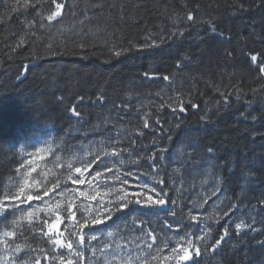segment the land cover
I'll return each instance as SVG.
<instances>
[{
  "label": "trees",
  "instance_id": "1",
  "mask_svg": "<svg viewBox=\"0 0 264 264\" xmlns=\"http://www.w3.org/2000/svg\"><path fill=\"white\" fill-rule=\"evenodd\" d=\"M24 2L0 0V197L6 191L15 192L21 174L29 172L30 183L36 182L42 199H57L61 189L70 187L65 178L74 176L77 167L84 170L85 161L94 159L86 153L98 149L101 140L111 149L109 141L118 138L115 147L128 148L131 160L144 157L132 164L124 153L126 163L121 170L137 172L148 183L147 179L152 180L157 191L167 192L168 209L177 213L175 217L161 212L142 218L151 222L158 241L165 232L172 237L162 256L185 234L194 241L200 236L201 225L189 219L191 212L197 211L202 218L211 217L202 219V228L211 233L206 243H214L226 226L231 233L216 254L207 252L198 258L199 264H264V247L257 243L264 240V75L259 72V66L264 65V4L258 0H59L67 7L49 24L36 12L41 7L44 15L54 10L50 0L27 9L22 7ZM14 7L18 11L13 12ZM188 12L193 13L194 21L187 20ZM202 15L208 20H201ZM178 29L184 35L172 37ZM152 43L159 46L145 47ZM113 50L126 51L116 56ZM252 54L258 56L255 65ZM178 63L182 67L177 68ZM146 72L156 78L146 79ZM164 75L172 77L171 82L164 81ZM178 94L184 100V113H174L169 107ZM98 95L102 101H97ZM192 103L198 107L193 109ZM74 105L79 117L70 111ZM145 113L148 129L143 128ZM157 120L161 123L156 124ZM137 131L143 135H136ZM209 146L218 161L212 175L206 164ZM161 148L167 151H159ZM152 155L155 160L149 163L147 157ZM102 159L108 160L109 167H114L113 161L120 166L116 157ZM98 167L104 171L96 161L89 174ZM175 170L181 171L188 192L196 195V210L183 202L171 185ZM153 177L164 183H155ZM221 178L223 183L217 189ZM57 180L63 181L60 188L43 195L44 187ZM81 201L89 203L82 199L76 203ZM66 203L61 209L60 230L74 223L67 219ZM234 203L238 208L231 219L217 223L220 212ZM37 206L35 202L21 204L0 216V239L4 231L11 230L16 217ZM82 215L77 212V217ZM40 217L50 223L55 220L44 212ZM132 219L86 228V233L99 239L91 246L86 240L81 249L84 264H89V258L91 264H103L100 253L94 256L92 249L105 241L114 248L107 232L115 233L117 225L121 235L114 239L121 244L139 235L138 229L129 232L124 227L125 223L131 225ZM241 220L256 231L237 236L234 226ZM165 221L172 227L164 229ZM144 227L149 229L147 223ZM28 228L27 222L21 221L18 236L13 238L36 249H26L24 260L30 256L39 258L40 264H53L44 259L52 255L50 251H39L40 246L49 249L47 238L39 233L33 238ZM200 246L203 250V244ZM5 247L0 244V255ZM132 248L140 251L135 245ZM60 251L69 256L66 249Z\"/></svg>",
  "mask_w": 264,
  "mask_h": 264
},
{
  "label": "snow or ice",
  "instance_id": "2",
  "mask_svg": "<svg viewBox=\"0 0 264 264\" xmlns=\"http://www.w3.org/2000/svg\"><path fill=\"white\" fill-rule=\"evenodd\" d=\"M19 2V0H17ZM45 0H35V3H31V0H25L22 7L27 9L29 7L37 8V5H43ZM51 4L55 5L54 10H49L47 15L43 14L42 7L37 8L36 15L40 16L42 20H47L49 24L57 20L58 17H61L64 9L67 7L65 3L59 2V0H50ZM260 4H264V0H258ZM13 12L18 11L15 7L12 9ZM187 20L189 22L194 21V15L192 12H188ZM28 26L31 27V22H28ZM212 30L215 31V26L211 25ZM41 28L45 27L44 24L40 25ZM184 33L179 29L172 33V37L183 36ZM156 43L146 44L145 47H158ZM83 47V45H81ZM126 51V50H122ZM122 51L113 50V54L120 56ZM251 61L253 64L258 63V56L256 54L251 55ZM177 68L182 67V64H177ZM259 72L264 75V65L259 66ZM146 79L156 78L154 74L150 75L149 73H144ZM164 81L171 82L172 77L169 75H164L162 77ZM223 95V94H222ZM97 101H102V95L96 97ZM80 100H83V97H80ZM171 100V98H170ZM228 103L227 98L224 101ZM171 110L179 113L186 112L184 106L183 98L178 94L174 101H171L169 104ZM191 107L196 109L197 104L192 103ZM71 113L73 116L79 117L81 114L78 112L76 106L74 105L71 108ZM201 119H207V116H202ZM255 119V117H253ZM159 120L156 121V124H160ZM177 128H180V124H176ZM143 128H150L148 114L145 113L143 117ZM163 130V125H161ZM136 135H143L142 131H137ZM171 139V136L168 137ZM119 139L110 140L112 147L109 149L108 144L105 143V140L99 142L100 147L94 151L86 153V155H92L94 159L92 161H85L84 171H81V168H75V172L79 173V178H73L69 174L65 180L71 181L74 185H84L86 183L84 179V172L88 171L92 164L96 161H100V164L104 166V171H101L98 167L94 172L91 179L87 181L89 189L80 191L77 188L72 189H61L57 194L62 198L57 200L54 204L51 201H45L44 203L48 205L47 207H36L30 211H24L19 217H16L11 227V230H6L3 232V239H0V244H5L6 247L2 250L3 254L0 255V264H40V259H32L29 256V259L24 260V256L28 254L27 250L36 251L32 249L31 245H21L16 243L13 239L18 236L16 229L20 228L21 221H26L30 230L33 233V238L36 237V233H39L41 237L47 238V244L49 249H45L40 246L39 251L47 252L50 251L52 255H45L44 259L53 262V264H84L85 254L81 249L84 247L86 240L89 246H91L93 241H97L99 238L95 234L86 233L85 229L89 227H95L103 225L106 221H112L114 224L116 221H126L129 217H132L131 225L125 223L124 227L128 229L129 232L134 230H139V235H136L131 240H127L126 243L121 244L119 240H115L116 236L121 235L120 226L117 225V231L115 233L108 231L107 236L115 243L113 248L112 243L105 241L102 246L93 248V255L95 256L97 252L100 253V257L103 258V264H154V262H159V264H171L172 261L175 264H188V262L195 261L196 264H199L198 258L202 257L205 253L210 252L216 254L220 246L226 241L227 238L231 235L229 227L226 226L223 228L222 234H220L218 239H215V242L212 244L206 243L211 233L210 231H204L201 229L203 235L196 238L194 241L190 239L187 234L184 237H181L179 241L176 242L175 247L170 248L168 255H161L164 252L165 248L170 247L172 237H170L166 232L164 233V238L158 241V233L155 229L150 228V221H145L144 217L159 216L161 212L167 213L172 217L176 216L175 210L168 209V199L167 192L157 191L155 187L147 184L146 182H139L131 184L128 179H122L121 177V167L125 165L124 153H127L129 160L127 163L138 164L141 159L144 157H138L137 160H131L132 153L129 152L128 148H116L115 145L118 144ZM135 142H133L134 144ZM159 151H167L165 148L158 149ZM207 167L210 170L209 175L214 173L215 164L218 163L214 149L209 146L207 148ZM102 157H116L118 159L120 166H115L116 161H113L114 167L108 166V160L102 159ZM149 163H152L155 160V155L147 157ZM67 167L71 169L73 166L71 163H68ZM115 172L111 177L105 175V172ZM153 172H156L155 167L152 168ZM19 174V169H17ZM22 175L21 183L16 187L15 192L6 191L3 197H0V216L6 215L10 209H19L21 204H25L32 200H41V194L37 188L36 182L33 181L30 183L29 177L30 173L26 172ZM123 176H131L133 181H139L140 176L132 173L131 171L125 170ZM98 179L101 180L100 183H96L93 186L94 182ZM155 183L163 184V180H158L156 177H153ZM63 181L57 180L51 185V187H44L43 195H48L49 192L55 191L57 188H60ZM222 178L217 183V189H219L220 184H222ZM127 186V187H126ZM32 189H36L33 191ZM102 189V191H101ZM138 189V190H133ZM73 195H69V193ZM155 193V195H153ZM215 194V193H214ZM79 197H84L85 200H97L99 201L95 206L91 203L85 204L81 201L79 204L76 203V200ZM8 201L9 203H5ZM18 201V203H17ZM66 203V208L64 209L67 212V219L73 221L70 228L66 226L63 230H60V225L62 223L61 218V209L62 205ZM173 205L176 204V201H171ZM264 203V201H262ZM238 208V204H230L226 209L220 212L216 217V222L218 223L220 219H231L232 213ZM75 209V211H74ZM44 212L45 216L49 214L55 216V220L51 223L48 219L41 221L40 213ZM77 212H81L84 215L77 217ZM120 213L121 215H117ZM115 217V220H113ZM211 217H205L202 219H210ZM190 219L195 222L197 217L190 216ZM37 221L39 223H34ZM149 225V229H145V224ZM169 221H165L163 228H171ZM235 234L240 236L241 233H246L247 231L255 232L256 229L252 227L251 224L246 223L241 220L238 223H235ZM47 228V231L44 229ZM173 232H178V228H172ZM65 232L69 234L65 236ZM23 235V233H19ZM145 236L148 237V240H145ZM75 237V240L73 239ZM122 239L125 237H121ZM27 239V237L25 238ZM12 241V243H9ZM150 241V242H149ZM260 247H264V240L257 241ZM203 244V250L201 248ZM132 245H135V248H139V252H135L132 248ZM155 246V249H154ZM61 249H66L69 253L68 257H65L64 253L60 251ZM144 249H148L147 252ZM154 250V252H153ZM71 257H76L77 260L74 261ZM98 257L97 259H99ZM89 264H91V258H89Z\"/></svg>",
  "mask_w": 264,
  "mask_h": 264
},
{
  "label": "rangeland",
  "instance_id": "3",
  "mask_svg": "<svg viewBox=\"0 0 264 264\" xmlns=\"http://www.w3.org/2000/svg\"><path fill=\"white\" fill-rule=\"evenodd\" d=\"M200 19L203 20V21L208 20V18L205 15H202V17ZM230 80H232V79L230 78ZM216 101H217L216 102V109H218L219 108V105H218L219 100L217 99ZM81 171H84V170H81ZM124 171L125 170H121V177H122V179H128L131 184H135V183H139V182H146L147 184L153 186L152 183H151L152 180L146 178L149 181V183H148L147 181L143 180V177H141L137 172H134L133 171L132 173H134L136 175H139L140 176V180L139 181H133L131 176H126V177L123 176V172ZM73 173H74L73 178H79V173H76L75 171ZM89 173H90L89 170L86 171V172H84V179L86 181V183L84 185H74L70 181V187H68V189L77 188L80 191H84L86 189H89V185H88L87 181L89 179H91L92 176H93V175H90ZM114 174H115V172L113 171V172H110L106 176L111 177ZM100 182H101V180L98 179V183H100ZM94 184H95V182H94ZM171 185L172 186L174 185L177 188V191L179 192L180 196H182L181 199H182L183 202H185L187 205H191L192 207L195 208V210L197 209V205H196V198L197 197H196V195L194 193L188 192L187 188L184 186V179H183V176H182L180 170H175L172 173V176H171ZM133 190H138V189H133ZM101 191H102V189H101ZM69 195H73V193L70 192ZM153 195H155V193H153ZM61 199L62 198H60L59 196H57V199H56V197H52V199H51V197L47 196L46 198L41 199V200H32L30 202H27L26 205H30L33 202H35L38 205L37 207H47L48 205H46L44 203L45 201H51L54 204L57 200H61ZM78 199L85 200L84 197H79ZM99 199L100 198L97 197V200H85V201H87L89 203H92L93 201H99ZM191 216L197 217V220L195 222H193L190 219V217H189V219L195 225H201L200 228L202 229V224H203L202 217H200V215L197 214V211L196 212L195 211H192L191 212ZM201 229H200V236L203 235V233L201 232Z\"/></svg>",
  "mask_w": 264,
  "mask_h": 264
}]
</instances>
